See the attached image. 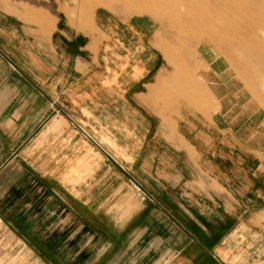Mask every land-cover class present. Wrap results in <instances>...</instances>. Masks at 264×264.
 I'll use <instances>...</instances> for the list:
<instances>
[{"label":"crops","instance_id":"1","mask_svg":"<svg viewBox=\"0 0 264 264\" xmlns=\"http://www.w3.org/2000/svg\"><path fill=\"white\" fill-rule=\"evenodd\" d=\"M29 14L0 11V264H264L223 162L230 95L180 97L148 23ZM235 154L263 188L264 159Z\"/></svg>","mask_w":264,"mask_h":264},{"label":"rangeland","instance_id":"2","mask_svg":"<svg viewBox=\"0 0 264 264\" xmlns=\"http://www.w3.org/2000/svg\"><path fill=\"white\" fill-rule=\"evenodd\" d=\"M96 9H104L120 20L145 22L151 26L152 37L167 66L175 72L182 71V76L172 78L180 97L197 102L192 86L206 89L203 81L207 82L208 78L214 82L208 83L216 94L230 95L232 103L238 104L230 114L234 126L225 127V139L231 140L233 154L230 160L223 158V162L230 169L232 197L241 198L244 203L241 208L247 217L259 213L258 218L264 223V178L261 180L263 188L257 193L253 181L260 178L248 172L244 174L242 159L235 154L240 152L249 159L255 154L259 162L264 159V0H0V11L4 14L34 24L37 23L31 12L63 24L73 23L83 16L89 22L88 15ZM187 69L202 70L205 74L198 75L196 84L187 77ZM238 118L248 127L246 137L241 131V138L237 135L238 121L233 119ZM67 119L72 127L86 135L70 115ZM255 132L256 136L251 137ZM262 170L261 167L256 175L264 173ZM146 195L152 201V196Z\"/></svg>","mask_w":264,"mask_h":264},{"label":"bare ground","instance_id":"3","mask_svg":"<svg viewBox=\"0 0 264 264\" xmlns=\"http://www.w3.org/2000/svg\"><path fill=\"white\" fill-rule=\"evenodd\" d=\"M84 6H86V5H84ZM245 14H246V13H245ZM218 31H219V30H218ZM192 34H193V33H192ZM220 34H221V33H220ZM218 35H219V34H218ZM218 35H216V37H217ZM197 37H198V36H197ZM221 37H222V36H221ZM219 38H220V37H219ZM219 38H218V39H219ZM214 39H215V40H214ZM214 39H212V40H214L213 42L215 43L216 38L214 37ZM221 39H222V38H221ZM212 40H211V38H210V41H212ZM218 43H219V42H218ZM218 43H217V44H218ZM205 47L208 48V46H205ZM203 49H204V47H203ZM204 50H205V49H204ZM206 50H207V49H206ZM209 51H210V50H209ZM204 52H205V51H204ZM210 52H211V51H210ZM205 54L207 55V53H205ZM209 55H210V54H209ZM211 55H212V52H211ZM211 55H210V56H211ZM215 55H216V54H215ZM205 57H206V56H205ZM213 58H214V57H213ZM207 59H208V57H207ZM215 59H217V58H215ZM235 60H236V59H235ZM210 61H211V60H210ZM231 61H232V59H231ZM206 62H207V61H206ZM211 62H213V61H211ZM218 62H219V61H218ZM216 63H217V62H216ZM234 63H236V66H237V62H234ZM211 64H212V63H211ZM232 64H233V63H232ZM234 66H235V65H234ZM211 67H212V66H211ZM218 67H219V66H218ZM207 68H208V65H207ZM213 68H214V67H213ZM213 68H212V69H213ZM236 68H237V67H236ZM214 69H215V68H214ZM218 69H219V68H216V71H217V72H218ZM241 70H242V69H241ZM214 71H215V70H214ZM216 71H215V72H216ZM242 74H243V73H242ZM242 88H243V87H242Z\"/></svg>","mask_w":264,"mask_h":264},{"label":"built area","instance_id":"4","mask_svg":"<svg viewBox=\"0 0 264 264\" xmlns=\"http://www.w3.org/2000/svg\"><path fill=\"white\" fill-rule=\"evenodd\" d=\"M137 193H138V195L140 196V198L142 199V200H151L147 195H146V193L144 192V191H142L141 189H139V188H137Z\"/></svg>","mask_w":264,"mask_h":264}]
</instances>
